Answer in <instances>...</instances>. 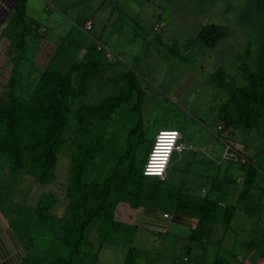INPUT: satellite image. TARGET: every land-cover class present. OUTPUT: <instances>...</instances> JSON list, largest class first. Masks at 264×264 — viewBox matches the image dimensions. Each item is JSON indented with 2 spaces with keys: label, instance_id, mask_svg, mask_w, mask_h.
<instances>
[{
  "label": "trees",
  "instance_id": "obj_1",
  "mask_svg": "<svg viewBox=\"0 0 264 264\" xmlns=\"http://www.w3.org/2000/svg\"><path fill=\"white\" fill-rule=\"evenodd\" d=\"M27 4L28 0L17 1L7 29L13 54L10 77L0 94V167L7 164L13 176L31 174L35 183L45 185L55 181L63 150L71 146L74 152L69 160L63 214L57 217L55 213L58 196L53 191L45 192L37 200L36 219L32 222L36 228L45 230L50 222L60 221V229L54 232L39 260L26 256L22 264H96L107 242L126 247L123 264H139V257L143 255L147 264H155L148 251L134 244L141 225L117 217L121 202L164 219L194 217L196 221L189 225L188 256L206 255L209 245L213 244L209 237L214 234L215 225L221 224L219 248L213 250L208 264H232L230 256L236 258L234 264H254L252 255L247 253L252 252L254 244L260 243L257 238L243 241L250 248L242 257L237 249L230 256L222 253L223 235L233 229L237 210L236 204L230 201L235 178L226 172L222 174L221 169L226 167L228 172V164L225 166L228 158H206L204 176L211 185L194 201L189 200L187 178L177 181L175 177L180 172L170 177L172 167H180L184 154L194 147L184 150L181 156H173L165 178L145 174L144 164L155 136L148 137L144 128V97L138 74L129 68L114 79L120 83L117 93L108 94L96 103H82L90 72L111 70L123 64L122 57L117 61L101 58L104 54L97 49V42L88 40V36L92 39L94 36L92 31L84 29V21L76 22L61 36L48 66H36L29 60L27 36H37L42 22L28 15ZM122 25L117 22L113 31ZM261 30L257 56L252 57L251 40L245 52L238 55L244 84L232 82L222 65L209 76L228 93L226 101L217 109L223 129L242 125L262 136L258 152L241 165L246 174L241 198L249 202L244 207L248 213L262 209V202L252 200V189L259 181L264 182V164L255 162L257 155L264 152V17ZM228 34L227 24L207 21L197 39L214 47ZM74 96L81 104L72 109ZM226 143L231 145L227 139ZM198 175L204 178L203 174ZM164 212L171 217H164ZM258 256L264 257V248Z\"/></svg>",
  "mask_w": 264,
  "mask_h": 264
},
{
  "label": "rangeland",
  "instance_id": "obj_2",
  "mask_svg": "<svg viewBox=\"0 0 264 264\" xmlns=\"http://www.w3.org/2000/svg\"><path fill=\"white\" fill-rule=\"evenodd\" d=\"M57 5L63 8L60 14ZM47 7L56 9L55 14L63 17L60 22L64 25L73 23L72 18L81 22L92 20L94 38L88 36V40L93 44L97 40L107 44L119 56L116 61L122 57L123 64L111 70L96 69L90 72L82 103H96L108 94L117 93L120 83H116L114 79L133 68L143 88L142 110L148 137L153 138L163 128H176L183 133L182 141L194 147L193 151L184 154L182 165L179 162L180 167L173 166L170 170V177L177 176L180 172L175 177L177 181L184 176L187 178L189 200L200 198L211 185V181L204 176L207 172L206 158L216 156L222 159L228 146L226 139L230 142L238 156L228 158L229 162L225 163V166L228 164V172L226 167L221 168L222 174L226 172L235 178L230 201L236 204L237 212L232 220L233 230L230 231L228 240L235 245H242L240 253L245 254L250 247L245 244L244 247L240 242L259 239L260 243L254 244L252 252L249 251L247 255H252L254 264H264V257L258 256L264 248V182L259 181L252 189V200L262 202L260 211L246 212L244 207L249 202L241 198L246 176L241 165L258 152L262 136L256 130H249L242 125L223 129V124L218 121L217 109L226 101L228 93L209 78L210 73L222 65L232 82L238 85L245 83L238 55L245 52L249 40L252 57H256L259 52L264 0H38L28 4V12L42 23L50 24L52 20L47 19ZM207 21L229 26L228 36L214 47L197 39L202 25ZM117 22L123 25L113 31ZM160 22H163V26L158 30L155 26ZM101 58L109 60L105 55ZM75 75L74 82L78 73ZM80 104L77 96H74L72 109ZM71 135L72 132L69 131L68 136ZM73 152L74 147L71 146L63 150L55 181L45 185L35 183L31 174L13 176L7 164H3L6 165V171L1 186L9 196L5 202L15 216L14 220L24 222L28 218H35L37 199L50 191L59 198L55 209L57 217L63 214L67 203L65 195L69 160ZM177 156L174 154V158ZM255 162L264 164V152L257 155ZM217 166L215 163L214 172ZM196 173L203 174L204 178ZM15 178L21 180L17 181ZM117 217L127 222L135 220L141 225L147 219L144 209H136L127 202L118 205ZM190 219L196 221L194 217H189ZM160 220L166 223L169 234L180 244L177 249L168 251L166 244L165 247L163 245L157 248L155 240L145 228L139 230L134 244L148 251L154 260L157 257L156 264H173L174 260L178 261L188 255L187 250L191 248V241L188 239L190 227L180 225L172 218ZM215 228L214 234L209 237L216 246L214 251L219 248L218 240L223 233L221 224L215 225ZM59 229L60 221L50 222L43 233L37 228L38 234L47 240ZM224 236L225 234L223 238ZM156 240L162 239L156 237ZM126 250L120 243L107 242L100 253V262L121 264ZM221 250L220 248L219 251ZM211 253L213 250L209 257ZM166 254L169 258L172 256L170 260ZM242 255L241 253L240 257ZM139 258V264H147L145 255ZM190 261H194L193 254L190 255Z\"/></svg>",
  "mask_w": 264,
  "mask_h": 264
},
{
  "label": "crops",
  "instance_id": "obj_3",
  "mask_svg": "<svg viewBox=\"0 0 264 264\" xmlns=\"http://www.w3.org/2000/svg\"><path fill=\"white\" fill-rule=\"evenodd\" d=\"M17 1L18 0H0V94L3 92V90L6 87L12 69L11 57L13 54V42L10 35L7 34V29L14 17L15 5ZM35 1L38 2V0H28V4ZM28 4H27L28 15L36 19L35 17L29 14ZM53 5H55V3ZM57 6H58L57 8L58 13L60 14L63 8L60 7L59 5ZM55 10H52V7H47L46 10L48 14L47 19L52 20V22L50 24L42 23V26L39 27L38 29L39 33L37 36L32 34H29L27 36L29 60H31L36 66L40 68H45L50 63L54 53L56 52L60 38L64 34L63 32L71 28L76 22H81L78 21L77 18L76 19L72 18L71 20L73 23L64 25L60 22V19H63V17L56 16L57 14L55 13L57 12ZM43 28L45 29L43 30ZM50 30L52 31L51 34L49 33ZM5 171H6L5 167L4 165H2L0 167V264H22L26 256L31 257L33 260H39L45 254L49 246V245L47 246V243L50 244L52 238L47 240L46 238H43L42 235L38 234L37 228L32 224V222L36 219V217L28 218L24 222L20 221L19 219L14 220L15 216L12 215L10 211L11 209L7 206L5 202V200H7V197L9 196L8 194H5L4 188L2 189L1 186V181L2 180L4 181ZM15 179L17 181L21 180V178H15ZM35 212H36V207H35ZM145 214L147 219L143 220L142 223L143 226L140 224V222H136L135 220H132L131 222L140 224L141 227L139 228V230L141 228L147 229V231L150 232L151 238L155 240V244L156 246H158L157 248H161L163 245H164L163 247H165L166 244L168 251H170L171 249L173 251L177 249L179 247L178 245L180 244L177 242L176 238H174L169 234L170 231L166 223L161 222L160 220V218L162 217L149 212H145ZM21 216L22 214H20L19 217ZM234 216H236V213ZM187 218L180 217L174 221H176L180 225H185L186 227H190L189 225L191 223H194V220L191 219L189 220V218L188 219ZM139 230L136 236L139 234ZM232 230L233 229L229 230L225 234L223 238V242L221 244L222 249L226 255L230 254L231 251H234L235 249L239 250L240 252V247H242V245L241 246L235 245L229 242L228 236L231 235L230 231ZM41 233H43V230ZM156 237H159L162 240H156ZM215 247H216L215 244H210L208 249L209 251H207L206 255L193 254L194 261H190V256L185 255L183 258H179L178 261L174 260L172 263L173 264H208L212 258V253H211V257H209L210 251L215 250ZM202 252L203 251L201 249V253ZM100 253H99L98 262L96 264H106L105 262H100L101 260ZM241 253L243 254V252ZM165 256L169 258L168 254H166ZM170 258L168 260H170ZM230 258L232 260V264H234L236 262L235 261L236 258L234 257L232 258L231 256ZM122 260L124 261V258ZM123 261L121 264H123ZM139 262H140V258H139ZM156 263H157V257L155 259V264Z\"/></svg>",
  "mask_w": 264,
  "mask_h": 264
},
{
  "label": "built area",
  "instance_id": "obj_4",
  "mask_svg": "<svg viewBox=\"0 0 264 264\" xmlns=\"http://www.w3.org/2000/svg\"><path fill=\"white\" fill-rule=\"evenodd\" d=\"M163 26V22L156 24L155 28L159 30V27ZM83 27L87 31H92L94 27V22L92 20H86ZM45 28H43L44 30ZM97 49L102 51V53L109 60H116L119 56L110 49L107 44L97 40ZM114 57H116L114 59ZM182 132L176 128L160 129L155 135L154 142L151 150L148 153L147 159L144 164L143 172L149 175L160 176L165 178L167 174L168 166L170 165L174 154H181L186 149H190L193 146L191 144H186L182 141ZM177 152V153H175ZM232 156H238L231 145L228 144L226 147L223 158H231ZM164 217H171L168 212L163 213Z\"/></svg>",
  "mask_w": 264,
  "mask_h": 264
}]
</instances>
